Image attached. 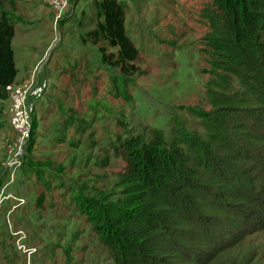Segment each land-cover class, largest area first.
Segmentation results:
<instances>
[{"label": "trees", "instance_id": "16d2710c", "mask_svg": "<svg viewBox=\"0 0 264 264\" xmlns=\"http://www.w3.org/2000/svg\"><path fill=\"white\" fill-rule=\"evenodd\" d=\"M18 2L0 0V9L10 8L0 10L4 100L18 75L12 12ZM91 6L94 24L80 31V46L96 47L95 60L116 67L124 81L140 75L126 4L93 0ZM205 14L212 75L211 109L200 113L205 132L182 129L169 137L153 128L145 137L130 130L118 146L126 164L110 189L106 176L98 185L73 180L74 202L112 264H264V0H212ZM51 157L31 164L64 169L67 158ZM14 216L18 222L21 213Z\"/></svg>", "mask_w": 264, "mask_h": 264}, {"label": "rangeland", "instance_id": "374dc122", "mask_svg": "<svg viewBox=\"0 0 264 264\" xmlns=\"http://www.w3.org/2000/svg\"><path fill=\"white\" fill-rule=\"evenodd\" d=\"M41 1L44 7L34 5ZM29 3L19 0V8L12 11L18 17L13 47L17 55L25 54L18 65L23 73L31 59L44 54L37 65L41 63L42 70L51 60L41 74L50 78H44L42 90L30 99L33 133L25 151L24 176L20 170L13 181L25 200L19 205L23 210L18 222L10 213L17 199L0 207V264H112L93 223L74 202L73 180L79 176V182L98 185L106 176L110 189V179L126 164L118 146L130 130L145 137L153 128L169 137L182 129L205 132L200 113L211 109L212 86L205 9L212 0H125L127 28L140 48L142 70L126 81L116 67L95 60L96 47L80 46L79 33L86 27L76 18L93 23L89 3L79 2L69 11L73 17L62 20V36L51 21L50 1ZM5 106L0 99V120ZM5 130L0 127V134ZM46 156L52 161L67 158L64 169L56 172L54 166L50 170L48 165L31 164ZM6 179L8 174L1 183ZM9 187L2 189L11 191ZM41 193L44 197L38 201ZM30 216L32 225L27 224Z\"/></svg>", "mask_w": 264, "mask_h": 264}, {"label": "crops", "instance_id": "0c3cea01", "mask_svg": "<svg viewBox=\"0 0 264 264\" xmlns=\"http://www.w3.org/2000/svg\"><path fill=\"white\" fill-rule=\"evenodd\" d=\"M31 0H25V2L29 3ZM93 0H72L71 4L69 6L68 12L74 10L75 8L78 6L79 2L81 3H89V11L91 13V15H89V19L91 20L92 18H95V14H94V10L91 6V2ZM121 1H125V0H121ZM30 5V3H29ZM34 5L36 6H43L45 5L43 1L41 2H36L34 3ZM44 7V6H43ZM86 9V7L82 10V14L85 13L84 10ZM40 10V9H39ZM50 12H54V16L53 19H51V21L53 22V25L55 26V29L59 32V34L62 36V28L65 27V25H63V21L65 19V17H69L68 20L73 17V13L70 14L67 13L64 16L57 18L56 17V13L55 11H53V9L50 8ZM46 14V13H42V16ZM76 17V15H74ZM78 20V23L83 27H86V29L90 28L91 26H93V23H85L84 21L80 20L82 18H76ZM63 20V21H62ZM67 20V21H68ZM35 21V20H33ZM66 21V22H67ZM127 22V20H126ZM69 23V21H68ZM32 24V23H31ZM67 24V23H66ZM32 26V25H31ZM128 27V25H127ZM67 31V30H66ZM16 36V35H15ZM15 51V50H14ZM17 51H15V60H16V64H17V68H18V75L16 77V81L11 84L8 88V98L4 101H6V106L3 109V119L4 120H0V127L6 129L5 132L2 133V135L0 134V153L2 152V154H0V207L2 208H6L9 206V203L11 202V198H15L19 201V203H17V200L15 201L14 206L12 208V211L10 213H20L23 210V207H19V205H21L22 202V196L24 195V192H18L16 189H14V180L15 178H17L19 176L20 170L21 173L24 176V169L22 168L25 162V159L27 158V156L25 157V155L21 158V162L18 165H15L13 167L6 165V161L10 155V149L13 146V141L15 136L17 135V131L13 126V122L15 120V117L17 115V113L23 109L26 108L27 111L29 112L30 116H31V104L32 102H30V99L33 95L38 94L41 90H42V83H44L45 80L44 78L48 77L50 78V75L48 73H45L44 75H41L42 72L46 69V67L49 65L51 60H48L44 65H43V69L41 70L42 64L40 63L39 65L38 62L41 61V59L44 57V54H41L39 56L34 57L33 59L30 60V67H28L27 70H25L23 73L21 72L20 66L18 65V62H22V58L25 56L24 53H21L20 55H17ZM41 65V67H40ZM40 67V70L38 71V68ZM34 70V73H33ZM44 81V82H42ZM7 123V125H5L3 127V125L5 124V122ZM31 139V138H30ZM30 142V140H29ZM9 144V146H7ZM29 143L27 144V148H28ZM26 148V150H27ZM5 150V152H4ZM22 168V169H21ZM5 174L9 175V180H5L1 183L2 178L4 177ZM29 180V179H28ZM13 182V184H12ZM11 183V184H10ZM6 184V187H9L10 189H12L11 191H9L8 189L5 190L2 189ZM19 194V196L17 195ZM29 194V193H28ZM27 194V195H28ZM21 198V199H20ZM4 199L6 200V205H3ZM29 201L33 200L32 198H29ZM11 209V206L9 207ZM0 224H2L0 222Z\"/></svg>", "mask_w": 264, "mask_h": 264}, {"label": "built area", "instance_id": "2783aa9c", "mask_svg": "<svg viewBox=\"0 0 264 264\" xmlns=\"http://www.w3.org/2000/svg\"><path fill=\"white\" fill-rule=\"evenodd\" d=\"M52 8L56 13V17L60 18L65 15L71 4V0H49ZM13 126L17 131L14 138L13 146L10 149V155L6 161V165L15 166L20 164L21 158L24 156L28 141L32 133V119L26 108L21 109L13 122Z\"/></svg>", "mask_w": 264, "mask_h": 264}, {"label": "clouds", "instance_id": "9594fccd", "mask_svg": "<svg viewBox=\"0 0 264 264\" xmlns=\"http://www.w3.org/2000/svg\"><path fill=\"white\" fill-rule=\"evenodd\" d=\"M72 1V0H71ZM64 16V15H63ZM32 129H33V126H32ZM31 138V137H30ZM30 140V139H29ZM25 155V154H24Z\"/></svg>", "mask_w": 264, "mask_h": 264}, {"label": "bare ground", "instance_id": "6f19581e", "mask_svg": "<svg viewBox=\"0 0 264 264\" xmlns=\"http://www.w3.org/2000/svg\"><path fill=\"white\" fill-rule=\"evenodd\" d=\"M92 3V2H91Z\"/></svg>", "mask_w": 264, "mask_h": 264}]
</instances>
